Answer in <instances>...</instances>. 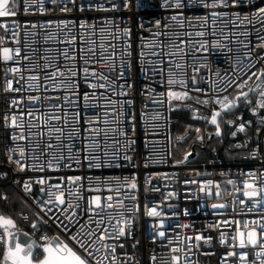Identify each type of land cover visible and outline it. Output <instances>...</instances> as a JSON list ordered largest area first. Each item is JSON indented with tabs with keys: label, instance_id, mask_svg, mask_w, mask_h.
Wrapping results in <instances>:
<instances>
[{
	"label": "snow or ice",
	"instance_id": "1",
	"mask_svg": "<svg viewBox=\"0 0 264 264\" xmlns=\"http://www.w3.org/2000/svg\"><path fill=\"white\" fill-rule=\"evenodd\" d=\"M131 6V0H0V29H3V35H0V65L4 67V93L39 92L43 83L45 92L49 88L67 90L64 100L74 106L70 120L67 112L63 115L46 113L41 116L38 109L36 112L29 109L42 103L45 97L29 94L26 97L28 103L24 102V95L10 97L6 110L0 113V130L4 132L6 141L3 151L8 168V171L0 172V179H8L9 172L14 177H19L11 181L19 188L17 193L19 201L29 208L34 206L35 209L31 215L23 210L18 213L19 219L31 221V233L20 230L17 227V219L12 215L0 213V264H132L135 259L127 253L120 255L117 252L118 247H124L120 242L122 238L132 235L133 217L124 216L122 211H117L115 215L112 212L106 215L101 213L105 208L123 209L125 200L136 202L128 211L133 213L139 211V184L136 174H130L123 179L105 177L102 173L96 177L87 176V189L84 187L83 175L58 176L55 182L49 175L50 172H59L61 169L91 170L119 167L121 165L116 161L120 159V148L125 152L123 159L128 162V166H132L134 156L127 155V152L135 153L136 141L127 135L125 128L118 126V121L126 118L124 109L130 106L132 101H113L110 97L104 96L102 119L99 112L89 113L90 108L96 109L100 106L99 98L85 91L81 105L78 103L80 95L71 92L72 88L79 87L75 78L79 77L81 72L83 73L81 78L90 88L97 87V84L90 82L96 79L97 75L99 80L107 82L100 83L99 87L105 88L115 84L116 82L111 81L103 72L97 74V69L91 68L90 65L106 63L109 71H115L117 55L120 56L121 65L118 79H125V66L128 69L132 67L133 49L130 39L132 29L115 24L108 16L102 17L99 24L96 19L90 22L88 18L80 16L55 20L30 18L36 14L44 16L49 12L54 13L57 9L64 13L85 14L114 12L121 7L130 9ZM140 6V0H137V7ZM158 6L170 12L168 19L179 27H183L186 22L189 27H193L192 20L199 21L202 30L196 35L202 38L206 36L203 29L209 21L211 22V31L207 32V35L214 38L197 41L194 45L196 52L207 53L215 48H228L223 41L235 43L243 51V59L237 57L232 70L225 73L227 80L217 72L214 75L218 79L213 80L210 75L208 77L210 87L205 88L200 86L204 83V78L197 75L200 68L195 63L192 65L193 74L189 84V77L183 71L186 65L176 61L177 54L184 52L179 45L191 44V40H179L178 44L161 41L158 45H153L151 40L145 41L142 38L139 53L141 71H148L143 66L146 56L159 58L156 63L160 67L153 66L151 72L160 77L158 82L166 88V92L159 93L162 98L160 102L163 103V98L166 97L169 112L175 110L173 105L177 101L181 103L176 107L191 108L193 118L202 119L206 124L214 126L217 137L222 135L220 122L222 115H227L243 104L254 117L258 116V123L254 124L252 120L244 121L242 116L237 118L240 120L238 124L230 119H225L224 123L226 126L236 128V131L231 132L232 137H236L239 132H245L250 126L255 127L257 142L250 153L251 157L255 158L261 150L259 136L264 132V35L260 34L264 32V0H260L259 3L255 0H158ZM192 7L203 9V13L186 16L185 11ZM9 19L11 23L8 22ZM253 20L260 25L258 32L254 26L252 27V31L256 32L254 48L251 46L248 28L253 24ZM53 26L56 32L50 33L48 29ZM139 27L143 29L144 23L141 22ZM74 28L78 29L75 33ZM161 28L167 30L168 23L162 18L156 19L155 28H149L153 38L168 35L167 31H158ZM97 29L101 34L108 32L111 41L124 40L123 51L118 53L115 43H108L106 46L103 37L97 46L94 39ZM85 33L89 37L87 40ZM41 34L45 44L55 42L63 46L62 50L60 47L56 49L45 47L41 54V50L34 47L36 38ZM60 36H63V39H59ZM29 38H32V43L29 42ZM146 47H157L159 50L146 53L144 51ZM109 50L110 54L106 55ZM228 51L231 52L232 49L228 48ZM53 52L55 55H52ZM165 56L169 61L167 65L164 64ZM61 59L71 63L61 66ZM203 59L204 64L201 66L207 67V57ZM78 60L83 61L82 69L77 66ZM148 63L154 62L149 59ZM257 64H260L258 69ZM117 87L119 95L126 96L124 89L131 88L132 85L125 80V83L118 84ZM110 90L115 92V89ZM193 92L197 95L193 96ZM70 95L75 99L69 100ZM188 100H194L195 105H202L207 110L206 113L203 116L199 115L200 108L185 103ZM117 103L121 105L119 110L115 106ZM48 107L62 108L60 104ZM129 115L133 121L130 128L134 133L136 117L134 113ZM53 121L55 123H52ZM101 124L104 125L103 141L100 139ZM110 124H117L113 131L125 137V144L122 145L115 139L109 143ZM195 132L196 140L203 142L201 129L197 127ZM77 139L80 141L79 148L75 146ZM177 139L183 140L184 136ZM250 143L251 137L237 147L247 148ZM144 147H149L147 140ZM152 155L150 153L149 158H145V167L150 162H155L151 160ZM191 155L190 151L185 152L183 159L174 161L175 165L186 163ZM4 163L5 161H0V164ZM30 172L40 175L35 177L27 175ZM149 182L146 178L145 184ZM196 182L187 179L184 181L185 184ZM240 183L243 185L242 188L233 179L227 181V184L234 186L236 192H242L243 198H238L242 207L237 209L233 202L234 214L212 225V227L223 225L230 229L228 232L220 233L219 243L225 250L218 256V264H264V168L258 172L249 171ZM212 184L211 180L201 182L200 191L205 192L209 198L213 195L210 187ZM36 185H39L38 195L34 190ZM215 187V196L219 198V182H216ZM71 188H75L76 192L73 193ZM172 195L174 193H169V197ZM8 199L7 191L0 192V200ZM145 207L146 215L149 217L159 218L165 215L155 205ZM211 208L226 210L227 205L214 203ZM220 214L223 215V212ZM172 215L175 216L177 213L173 212ZM184 215H189L188 209L184 210ZM81 216H86L85 222H81ZM164 223L163 219H159L158 224H153L160 237L166 236L165 231L160 230ZM52 226H55L53 235L49 236L47 231L41 232L42 228ZM177 227L188 228L193 225L184 224ZM212 239V236H205L199 232L194 236L177 235L179 243L174 244L169 240L173 253L170 264H181L182 259L183 264H193L189 257L195 255L194 248L199 251L201 241L211 246ZM179 253H184L183 258ZM203 254L216 255L214 252ZM150 259L155 262L157 257L153 254Z\"/></svg>",
	"mask_w": 264,
	"mask_h": 264
},
{
	"label": "built area",
	"instance_id": "2",
	"mask_svg": "<svg viewBox=\"0 0 264 264\" xmlns=\"http://www.w3.org/2000/svg\"><path fill=\"white\" fill-rule=\"evenodd\" d=\"M259 3L260 0H255ZM140 7H137V0H131V8L125 9L123 7L119 8L114 12H88L85 14H80L79 12H60L57 9L54 13L49 12L44 16L36 14L30 17L31 19L44 20L51 18L53 20L58 18H68L71 19L75 16H80L81 18H88L91 22L93 19L101 21V18L108 16L115 23L121 27L128 26L132 29L131 43L133 49L132 57V67L128 69L125 66L124 73L125 79L119 80L120 76V56L115 57V71H109L108 65L106 63H94L91 64V68L97 69V74L103 72L104 75L108 76L111 81H115V84H111L109 87L101 88L100 83H107L98 79H92L90 82L97 84V87L90 88L88 84L84 82L81 78L83 73H80L79 77H76V82L79 84L78 88H72V93H78L80 95L79 104H83V93L85 91L93 93L97 98H99L100 106L96 109H89V113L99 112L101 118L103 119L104 108H103V97H110L113 101L125 102L128 100L132 101V104L124 109V117L118 121V126L125 128L127 130V135L133 137L136 141L135 143V153L129 151L127 155L134 156L132 161V166H128V162L123 159L124 149L120 148V159L116 161L119 167H106L103 169H61L59 172H50L49 175L53 182L56 181L58 176H68V175H83L85 176L84 187L87 189L88 181L87 176H103L108 177H120L123 179L125 176L130 174H136L139 184L138 192V203L139 211L130 212L128 209L134 207L136 202H129L125 200V207L123 209L113 210L105 208L102 215H106L112 212L113 215L117 211H122L124 216L133 217V223L131 225L132 235L122 238L120 241L124 244L123 248H117V252L120 255L127 253L129 256L134 257L132 264H170L172 252L170 250L169 240L173 243H179L177 241V235L180 237L194 236L195 233L199 232L205 236H212L211 246L204 244L201 241V248L196 251L194 248L195 255L189 257L193 261V264H218V256L225 250L219 243L220 233L228 232L230 229L220 225L218 227H212V225L221 219H228L233 213V202L236 204V208L239 209L242 206L239 205V199L243 198L242 192H236L233 185L227 184L229 179H233L238 182L239 187H243L240 183L246 178L249 171H259L264 168V132L259 136V143L261 145L260 152L255 158H252L250 153L251 149L256 146L257 137L255 127H248L245 132H239L236 137L231 136L232 131H236V128L226 126L224 123L225 119L235 120L236 123H240L238 117L243 118L244 121L252 120L254 124L258 123V116L254 117L243 104H241L237 109L228 113L227 115H222L220 118L222 135L217 137L215 134V127L206 124L202 119H194V113L191 108L176 107L181 102H174L173 111L169 112V104L167 103L166 97L163 98V103H161L160 92H166V88L162 86L158 81L160 77L158 75H153L151 68L153 66L160 67L156 61L159 59L157 57L146 56L143 61V66L148 69L146 72L141 71V60H140V46L142 38L145 41L151 40L153 45H158L161 41L164 43H177L179 40H191V44L179 45V47L184 49L183 53H179L176 56V61L181 64H185L184 72L187 73L189 77V84H191L192 65L196 64L200 68L199 77L204 78V83L201 87H210L208 83V77L211 75V79H218L215 73L219 72L220 76H223L225 80L228 77L225 75L226 72H230L235 65L236 58L239 57L243 59V51L240 46L235 43H230L229 41H223L228 48L232 51L229 52L228 48L211 49L210 52H196L195 46L197 41L202 42L203 39H213L207 35V32L211 31V22L205 26L206 36L199 37L196 35L198 31H201L200 22L192 20L193 27H189L187 22L183 27H179L173 22H171L168 17L170 12L164 11L158 6V0H140ZM203 13V9L196 7L189 8L185 11L186 16H195ZM168 23V29L163 28L158 29V31H167L168 35L158 36L153 38L152 33L149 28H155V20L161 19ZM11 23V20H8ZM143 22L145 27L141 29L139 27L140 23ZM255 27L257 32L260 30V25L255 20L253 24L248 26L249 28V39L252 40V47H255L256 43V32L252 31V27ZM111 27V25H109ZM50 33L56 32L55 26L48 29ZM78 29L74 28L73 32H77ZM91 31V30H89ZM227 31V30H226ZM189 33L191 35H189ZM264 35V32L260 33ZM0 35H3V29H0ZM86 40L89 39L88 34L85 33ZM103 37L104 43L107 46L108 43H115L116 51L118 53L123 51L125 41L116 40L111 41L108 32L101 34L97 29L96 36L94 37L97 46L101 42ZM219 38V37H215ZM59 39H63L60 36ZM29 42L32 43V38H29ZM11 43V42H10ZM198 46V45H197ZM34 47L42 50L45 47H50L56 49L62 45H58L55 42L44 43L43 34L36 38ZM97 50H99L97 48ZM157 47H146L144 51L146 53H151L152 51H158ZM172 49H165V51H171ZM110 54V50L106 55ZM52 55H55L53 52ZM204 57H207V67L201 65L204 64ZM93 59H98V57H93ZM153 60V64H149L148 60ZM164 64H168L167 56L163 57ZM10 64L12 62H9ZM27 63V62H26ZM70 64V61L60 60L61 66L64 64ZM77 66L82 69L83 61L78 60ZM260 64L256 65L258 69ZM255 70V69H254ZM180 71V70H177ZM167 75V68L165 67V76ZM43 81V77H41ZM131 84V88H125L124 91L127 93L126 96L119 95L118 84L125 83ZM4 86V67L0 65V113L6 110L7 102L10 97L24 95L25 103H28L26 97L29 94L40 95L45 97L42 103L36 104L34 108L29 109L34 112L37 111L41 116L46 113H55L63 115L67 112L69 120L71 119V113L73 111V104L66 103L64 100L67 90H52L48 89L47 92L44 90V84H41V89L39 92L32 93H7L3 91ZM250 86H252L250 84ZM115 89V92L111 91ZM231 91V90H229ZM193 96L197 93H192ZM75 97L70 95L69 100H74ZM185 103L193 105L194 107L200 108L199 115L203 116L206 113V109L202 105H195L194 100H188ZM60 104L62 108H50L48 105ZM116 108L119 110L121 105L117 103ZM129 113L135 114V125L136 130L133 133L131 131L130 125L133 123ZM176 113V114H175ZM177 113H184V117H180ZM143 114V118H142ZM27 119V118H26ZM167 121V123H166ZM52 123H55L53 121ZM117 127V124L108 125V136L109 143L112 139L119 140L123 145L126 143L125 137L119 135L118 132H114L113 129ZM199 127L201 129V134L204 136L203 142L196 140L195 128ZM104 125L101 124V136L100 139L103 141L104 136ZM147 132V135H146ZM188 135H185V133ZM179 133V134H178ZM211 133V138L209 134ZM184 136L183 140H178L177 138ZM170 137V139H169ZM251 137V143L247 148L237 147V145L242 144L245 140ZM148 141L149 147L145 148L144 143ZM6 143L4 140V132L0 130V161H5L4 164H0V172L8 171L6 165V155L3 151V145ZM76 148L80 147V141L77 139L75 141ZM190 151L192 155L189 157L188 161L184 164L175 165L174 161L177 159H183V154ZM152 153L151 160L155 162H150L147 167L144 165L145 158H149V154ZM171 153V154H169ZM23 175V174H22ZM27 175L35 177L40 175L39 173H28ZM18 179L19 177H14L11 172H9L8 179H0V185L10 186L17 193L19 188L11 183L12 179ZM26 178V176H25ZM146 178L149 179V183L145 184ZM195 180L196 183L185 184V180ZM211 180L213 184L210 186L212 188L213 195L209 198L205 192H201V182ZM216 182L220 184V196L217 198L215 196ZM65 187L68 186L65 184ZM39 185L35 186V192L38 195ZM5 191V190H3ZM1 191V192H3ZM73 193L76 192L75 188H71ZM169 193H174V195L169 197ZM95 194V193H93ZM169 197V198H165ZM123 199V197H121ZM83 203V201H82ZM214 203H224L227 205L226 210H216L212 209L211 205ZM145 205L151 207L155 205L159 211L165 213L164 216L159 218H153L146 215ZM172 205V207H169ZM32 212L35 210L34 206L31 208ZM189 210V215H184V210ZM25 213L31 215L32 212L28 210H23ZM175 212L177 215L173 216L172 213ZM223 212V215L220 213ZM251 215V214H250ZM239 218V217H238ZM17 227L19 229L25 230L29 233L32 232L31 221H24L19 219L17 214ZM81 222L86 221V216L80 217ZM159 219L165 221L163 227L160 229L165 231L166 236L160 237L153 228V224L157 223ZM107 223V221H105ZM115 221H113L114 223ZM190 224L193 227H177V225ZM78 227V225L76 226ZM47 231L48 235L51 236L55 233V226L50 228H42L41 232ZM38 239V237H34ZM138 242V243H137ZM136 247H133V245ZM183 246V244L181 245ZM214 252L216 255L208 256L203 253ZM157 257L156 261L153 262L150 259L151 255ZM183 258L184 253H179ZM183 264V259L181 260Z\"/></svg>",
	"mask_w": 264,
	"mask_h": 264
},
{
	"label": "trees",
	"instance_id": "3",
	"mask_svg": "<svg viewBox=\"0 0 264 264\" xmlns=\"http://www.w3.org/2000/svg\"><path fill=\"white\" fill-rule=\"evenodd\" d=\"M177 115H179L180 117L185 116L184 113H177ZM3 190L7 191L9 199L8 201L0 200V213L12 215L16 218L17 214L21 210H28L32 212L31 208L20 203L17 192L13 188H11L10 186L0 185V192Z\"/></svg>",
	"mask_w": 264,
	"mask_h": 264
},
{
	"label": "water",
	"instance_id": "4",
	"mask_svg": "<svg viewBox=\"0 0 264 264\" xmlns=\"http://www.w3.org/2000/svg\"><path fill=\"white\" fill-rule=\"evenodd\" d=\"M214 136H216L215 134H213ZM20 230H22V229H20ZM22 231H25V230H22Z\"/></svg>",
	"mask_w": 264,
	"mask_h": 264
},
{
	"label": "rangeland",
	"instance_id": "5",
	"mask_svg": "<svg viewBox=\"0 0 264 264\" xmlns=\"http://www.w3.org/2000/svg\"><path fill=\"white\" fill-rule=\"evenodd\" d=\"M179 134V133H178Z\"/></svg>",
	"mask_w": 264,
	"mask_h": 264
}]
</instances>
